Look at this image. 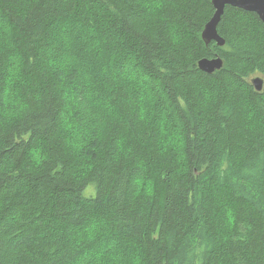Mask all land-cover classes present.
<instances>
[{"label":"trees","instance_id":"trees-1","mask_svg":"<svg viewBox=\"0 0 264 264\" xmlns=\"http://www.w3.org/2000/svg\"><path fill=\"white\" fill-rule=\"evenodd\" d=\"M214 12L0 0V264H77L103 246L90 264H264V89L251 82L264 23L227 6L225 45L206 44ZM69 26L100 45L54 66ZM216 55L221 70L199 69Z\"/></svg>","mask_w":264,"mask_h":264},{"label":"water","instance_id":"water-1","mask_svg":"<svg viewBox=\"0 0 264 264\" xmlns=\"http://www.w3.org/2000/svg\"><path fill=\"white\" fill-rule=\"evenodd\" d=\"M212 3L215 7V12L202 32V37L206 44L214 41L218 46L225 45L226 40L219 33L218 26L227 6L255 12L264 23V0H212ZM198 67L206 73L213 74L224 67V60L219 55L213 58L205 57L198 61ZM251 81L257 91L263 89L264 79L262 77L255 76Z\"/></svg>","mask_w":264,"mask_h":264},{"label":"rangeland","instance_id":"rangeland-1","mask_svg":"<svg viewBox=\"0 0 264 264\" xmlns=\"http://www.w3.org/2000/svg\"><path fill=\"white\" fill-rule=\"evenodd\" d=\"M72 29L70 26L66 27L65 31L63 32V40H59V38L56 39L57 45L55 47H52V49H50L46 53L47 57L49 58V60L51 62H53L54 66L63 65V64L69 63V62H78L80 60V57H81L80 53H79V55L75 56L76 53L72 54V52L74 50L80 52L81 48H83L85 42H87V41H91L92 43L94 42L96 46L100 45V42H97L94 39L93 35L90 34V36H89L88 34H84L83 31L81 29H78V28H76L74 30H72ZM64 44H65V47H64ZM60 48H62V53H60L58 51V50H60ZM83 72H85L84 69H83ZM255 76H260L264 79V74L259 73L257 75H253L251 77V80ZM263 89H264V87H263ZM95 194H96V188L94 185H89L83 191V195H85L87 197L94 196ZM104 249H105V246H103L102 248H99V249L97 248L93 251H89V253H87V255H85L77 264H90V263H92L94 261V259H96L97 252L100 250H104Z\"/></svg>","mask_w":264,"mask_h":264}]
</instances>
